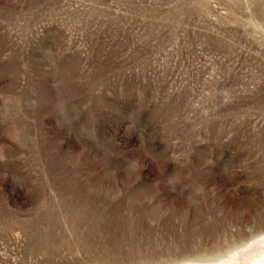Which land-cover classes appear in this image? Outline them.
<instances>
[{
	"label": "rangeland",
	"instance_id": "374dc122",
	"mask_svg": "<svg viewBox=\"0 0 264 264\" xmlns=\"http://www.w3.org/2000/svg\"><path fill=\"white\" fill-rule=\"evenodd\" d=\"M263 232L264 0H0V264Z\"/></svg>",
	"mask_w": 264,
	"mask_h": 264
},
{
	"label": "bare ground",
	"instance_id": "6f19581e",
	"mask_svg": "<svg viewBox=\"0 0 264 264\" xmlns=\"http://www.w3.org/2000/svg\"><path fill=\"white\" fill-rule=\"evenodd\" d=\"M261 237H264V232L260 235L258 234V236L252 238L251 241L246 242L241 247L235 248L227 253L231 254L230 258L238 260L239 264H245L246 261L256 258L264 252V240ZM223 257L220 256L213 260H186L178 264H213L214 261L222 259Z\"/></svg>",
	"mask_w": 264,
	"mask_h": 264
},
{
	"label": "clouds",
	"instance_id": "9594fccd",
	"mask_svg": "<svg viewBox=\"0 0 264 264\" xmlns=\"http://www.w3.org/2000/svg\"><path fill=\"white\" fill-rule=\"evenodd\" d=\"M261 239L264 240V237H261ZM230 257L231 254L226 253L222 259L214 261L213 264H239L238 260ZM245 264H264V252L259 254L256 258L246 261Z\"/></svg>",
	"mask_w": 264,
	"mask_h": 264
}]
</instances>
